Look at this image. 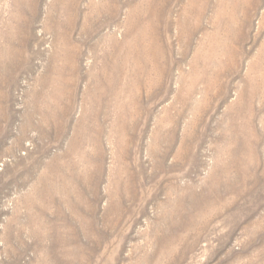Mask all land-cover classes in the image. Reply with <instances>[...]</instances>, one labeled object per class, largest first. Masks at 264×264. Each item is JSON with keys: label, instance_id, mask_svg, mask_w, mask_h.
I'll return each instance as SVG.
<instances>
[{"label": "rangeland", "instance_id": "rangeland-1", "mask_svg": "<svg viewBox=\"0 0 264 264\" xmlns=\"http://www.w3.org/2000/svg\"><path fill=\"white\" fill-rule=\"evenodd\" d=\"M0 264H264V0H0Z\"/></svg>", "mask_w": 264, "mask_h": 264}]
</instances>
